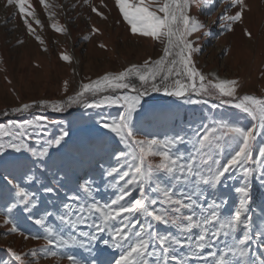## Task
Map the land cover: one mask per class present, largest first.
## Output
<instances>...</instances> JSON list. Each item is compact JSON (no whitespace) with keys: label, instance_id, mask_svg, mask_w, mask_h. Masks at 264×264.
Listing matches in <instances>:
<instances>
[{"label":"snow or ice","instance_id":"1","mask_svg":"<svg viewBox=\"0 0 264 264\" xmlns=\"http://www.w3.org/2000/svg\"><path fill=\"white\" fill-rule=\"evenodd\" d=\"M24 2L25 0H7V4H15L22 15L25 14ZM84 3H89V0H84ZM194 3L196 0H162L153 8L152 0H115L123 21L130 26L131 34L158 41L163 45L162 54L157 59L145 60L142 65H131L118 74L105 75L96 81L83 83L75 95H69L66 100L51 105L54 111H64L74 104L84 109L118 105L122 108L119 118L109 121L101 117L98 126L101 130H107L105 135L113 134L119 142L128 144L135 153H113V159L118 164L121 159L127 161L129 155L131 163L128 164L127 171H121L124 165H120L105 172L107 177L114 174L119 177L115 181L117 186L120 181H124L118 187L119 194L110 203L101 205L94 199L91 203H79L84 197L73 194L68 199L74 203L62 204L56 216L60 224L66 226L67 232L58 231L49 225L48 218L53 213H41L35 193L22 186L20 180L28 185L38 182L35 172L25 161L45 164L51 160L53 153L59 152L67 143L70 127L61 128L58 135L47 138V125L44 122L46 118L33 117L22 122L0 124V172H6L5 175H0V180L3 181L0 200L8 201L0 214L8 217L5 223L12 224L10 231L18 232L20 228L13 219V213H19V219L32 221L35 226L45 229L44 238L49 245L54 246L24 255L36 256L42 252L62 258L65 253L58 252V249L78 247L91 256L90 261L85 264H264V258L257 260L249 253L253 241L255 211L251 208L253 182L257 181L264 188V144L257 139L264 135V99L250 95L237 98V81L218 80L213 83L196 68L192 54L200 49L193 45L189 37L203 25L189 14ZM237 6L239 10L234 15H227L225 12L220 19L233 23L241 21L246 7L244 0H231V7ZM208 8L211 10L213 4L209 3ZM92 11L102 16L95 7ZM36 23L39 24L40 21L37 20ZM25 25L31 33L32 26L27 20ZM224 26L231 30V23L222 25ZM52 27L56 31L67 32L66 28H60L56 24ZM98 31L95 27L92 28L93 33ZM245 35L251 37L247 29ZM36 38L40 40L38 36ZM40 42L43 43L42 40ZM100 47L104 45L101 44ZM61 58L64 61L70 60L68 55L62 54ZM133 75L142 85L150 84L152 92H163L169 97H187L185 102L190 104L201 102L193 99L192 94L211 95L210 89H215L221 104H230L247 114L253 123L247 128L224 118L213 120L211 124L201 123L192 131L194 139L191 140L189 153L179 151L180 145L190 142L183 132L162 139H137L134 121H139L142 100L149 89L144 87L141 90L132 85L127 78ZM170 78L171 84L168 83ZM108 89H129L134 95L99 96ZM88 96L94 98L89 101ZM224 97L232 99H223ZM40 103L48 106L45 101ZM30 107L29 104H23L12 109V112L21 113ZM30 138L42 146L38 149L31 147L27 142ZM225 152H230L226 159ZM152 157H160V162L153 163ZM159 173H163L171 182L170 186L164 185L157 178ZM63 179V174H60L56 181L61 182ZM229 181L235 185L231 191L235 192L238 203L232 214L222 216L221 209L226 206L227 198L218 199L215 195L210 198L209 190L215 193L219 186L227 188ZM236 181L239 183L235 184ZM146 185H152L151 190L161 195L150 196L145 191ZM42 187L47 194L57 191L52 186ZM80 188L91 197L90 181H84ZM137 189V198L126 199L130 197L131 191ZM158 204L160 207H155ZM260 212L264 216V205ZM141 217L146 222H141ZM153 221L174 226L178 234L155 231ZM80 226H85L87 230ZM193 229L198 232L193 233ZM237 233H242V236L238 237ZM21 234L25 239L28 238L27 234ZM221 237L222 248L218 246ZM255 241L258 246L264 247V219L256 228ZM181 249L187 251L181 252ZM8 251L18 264H32L24 255L11 249ZM106 254L109 259L100 258ZM67 260L69 264H81L71 254L67 255Z\"/></svg>","mask_w":264,"mask_h":264},{"label":"rangeland","instance_id":"2","mask_svg":"<svg viewBox=\"0 0 264 264\" xmlns=\"http://www.w3.org/2000/svg\"><path fill=\"white\" fill-rule=\"evenodd\" d=\"M162 0H152L153 8ZM245 9L242 20L230 22L220 19L227 15H234L237 7H231V0H196L191 6L190 15L198 19L203 27L189 37L193 45L200 51L192 54L196 68L213 83L218 80L237 81L236 97L250 95L264 99V0H244ZM213 4L210 10L208 4ZM45 5L48 7L46 8ZM95 7L97 15L92 11ZM25 14H21L17 6L7 4V0H0V124L7 125L9 121L22 122L33 117L46 118V137L51 138L60 133L61 128L70 127V137L65 146L53 153L51 160L45 164H32L25 161L33 169L38 182L32 185L24 184L29 192L35 193L39 201L40 212L51 211L53 216L48 218V223L54 229L67 232L66 226L60 224L56 214L64 203H74L68 198L73 194L84 197L79 203H91L94 199L101 205L110 203L119 192L118 187L124 181L115 174L107 177L105 172L111 167L124 165L121 171L128 170L131 155L127 161L121 159L119 164L113 159V153L123 151L126 154H135L132 148L119 142L113 134L105 135L107 130H101L98 120L103 117L109 121L118 119L122 108L118 105L104 106L100 109H84L74 104L64 111H54L53 103L66 100L69 95H75L83 83L96 81L105 75H115L129 68L131 65H142L145 60L157 59L162 54L163 45L149 37L132 35L130 26L123 21L122 15L115 4V0H25ZM32 13V15H29ZM25 20L32 26V32L25 25ZM40 23L37 24L36 21ZM231 23V30L226 26ZM53 24L66 28L67 32L56 31ZM95 27L99 31L92 32ZM245 29L251 37L245 35ZM40 40H37L36 37ZM23 43H18V41ZM104 47H100V45ZM68 55L69 61H64L61 56ZM215 75H212V74ZM132 85L141 90L149 89L143 97L142 108L138 123L134 121L136 138H164L177 132L186 133L189 143L179 146V151L189 153L191 140L194 139L192 131L201 123L211 124L213 120L224 118L241 127H250L251 118L235 109L230 104H221L218 93L210 89L211 95L192 94V98L200 103H186L187 97H169L163 92H152L151 86L142 85L136 76L127 78ZM172 83V79L168 81ZM207 83V81H205ZM133 94L129 89L113 91L108 89L99 96ZM94 97L88 96L89 101ZM223 99H232L224 97ZM41 101L48 103L45 107ZM204 101H207L206 103ZM29 104L31 107L21 113H13L12 109ZM213 105H216L213 107ZM14 116L15 120L7 116ZM58 122V123H52ZM6 139V138H5ZM259 143L264 144V135L257 137ZM31 147L39 148L35 139L27 141ZM138 151V148L136 149ZM230 152H225L226 159ZM15 155V154H14ZM26 156L28 154H25ZM255 155V153H254ZM153 163H159L160 157H152ZM103 165V167H101ZM7 168V165H5ZM58 169L61 170L58 172ZM6 172H0L5 175ZM63 174L61 182L56 181L58 175ZM17 175H19L17 173ZM158 179L164 185L170 186V181L163 173L158 174ZM90 181L92 195L88 197L81 191L80 185ZM239 182L236 181L235 184ZM3 181L0 180V186ZM254 219L252 235L253 241L249 253L259 260L264 258V247L257 245L255 232L261 224L260 208L264 205V188L257 181L253 182ZM42 185L52 186L57 189L54 194L43 191ZM228 187L219 186L215 193L209 190V197L215 195L218 199L227 198V204L221 209L222 216H229L236 207L238 200L231 188L235 185L228 182ZM152 185H146L145 191L152 197L161 195L151 190ZM139 196V190L131 191L130 197L134 200ZM7 200H0V212L6 208ZM155 207H160L156 205ZM19 213H13V219L20 228L18 232H11L12 224H6L8 217L0 214V264H18L8 251L18 254H29L34 250L54 248L44 238L46 230L35 226L32 221L19 219ZM150 221L151 218H148ZM141 222L144 221L141 217ZM153 229L160 233L177 235V229L172 225L152 222ZM87 230L85 226H80ZM28 235L25 239L24 235ZM193 229V233H197ZM238 237L242 233H237ZM38 237V238H37ZM107 238V237H106ZM223 237L220 238L219 247H223ZM56 250V249H54ZM65 253L60 258L45 255L39 252L36 256L24 255L32 264H69L67 255L71 254L81 261L89 262L91 256L87 251L78 247L58 249ZM111 251V250H109ZM186 252V249H181ZM208 251L207 249L205 250ZM109 259L110 257H100Z\"/></svg>","mask_w":264,"mask_h":264},{"label":"trees","instance_id":"3","mask_svg":"<svg viewBox=\"0 0 264 264\" xmlns=\"http://www.w3.org/2000/svg\"><path fill=\"white\" fill-rule=\"evenodd\" d=\"M8 117V119H11V120H15V119H17V118H14V116H7Z\"/></svg>","mask_w":264,"mask_h":264}]
</instances>
